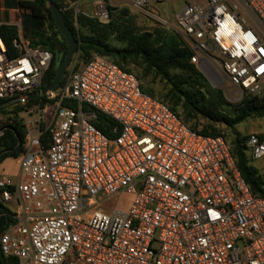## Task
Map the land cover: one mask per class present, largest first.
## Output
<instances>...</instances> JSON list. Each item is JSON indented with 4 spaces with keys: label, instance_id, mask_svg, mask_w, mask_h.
I'll list each match as a JSON object with an SVG mask.
<instances>
[{
    "label": "built area",
    "instance_id": "2783aa9c",
    "mask_svg": "<svg viewBox=\"0 0 264 264\" xmlns=\"http://www.w3.org/2000/svg\"><path fill=\"white\" fill-rule=\"evenodd\" d=\"M170 2L129 0L174 30L229 101L264 95V0L186 1L175 15L161 7ZM110 6L99 0L94 16L108 21ZM13 46L9 57L0 35V101L40 90L54 58L21 35ZM40 97L55 101L53 117L45 129L41 117L27 123L17 173L0 176V201L15 207L0 231L9 264H264V198L225 136L193 129L98 53ZM97 111L117 123L114 136L94 124ZM246 137L248 155L263 158L264 131Z\"/></svg>",
    "mask_w": 264,
    "mask_h": 264
},
{
    "label": "trees",
    "instance_id": "16d2710c",
    "mask_svg": "<svg viewBox=\"0 0 264 264\" xmlns=\"http://www.w3.org/2000/svg\"><path fill=\"white\" fill-rule=\"evenodd\" d=\"M53 1L78 39L77 54L81 63L86 62L93 53L109 57L125 70L137 74L146 93L166 102L184 121L190 123L193 129H199L205 135L224 136L217 127L218 124L233 129L253 117H264V95L246 94L238 102H229L223 91L213 87L202 71L191 62L190 50L181 43L176 34L164 28L138 31L132 18L128 17V10L117 13L116 8L110 6V19L102 21L95 16L76 11L71 3L78 0ZM20 4L29 10L22 18L24 36L30 40L33 47L48 49L54 54L52 64L43 78L44 86L55 77L66 54L67 43L46 0H23ZM0 35L6 43L9 57L17 56L13 40L19 36L18 26L0 24ZM63 82L64 79L61 80L60 86ZM47 102L55 105L54 100H47L45 97L14 104L26 106L40 103L44 107ZM66 104L74 105L67 101ZM12 105L0 107V112L8 111ZM84 108L87 109L86 106ZM201 118L206 120L203 125ZM46 124L43 121L41 128L45 129ZM94 124L109 137L115 135L111 129L117 123L109 116L97 111ZM246 138L236 135L229 142L232 144L238 166L252 191L264 198V175L251 163L247 155ZM26 144L27 131L24 126L19 123L8 125L4 134L0 136V163L9 156L20 157ZM0 214L1 231L8 221H12V212L1 201ZM11 262L13 260L4 257L0 251V264Z\"/></svg>",
    "mask_w": 264,
    "mask_h": 264
},
{
    "label": "rangeland",
    "instance_id": "374dc122",
    "mask_svg": "<svg viewBox=\"0 0 264 264\" xmlns=\"http://www.w3.org/2000/svg\"><path fill=\"white\" fill-rule=\"evenodd\" d=\"M108 1L110 2L111 7L116 8L115 12L117 13L120 11L128 10L129 11L128 17L132 18L133 24L135 25L138 31H153L155 29L164 28L166 31L176 34L172 28L170 27L168 28L166 26L160 25L146 18L141 13H138L137 11L133 10L130 7L129 2L126 3L125 0H108ZM186 1H192V0H171L170 3H162L161 7L162 9H164L166 13L175 15V13H177L180 10V8L183 6V4ZM195 1L199 2L200 0H195ZM95 9H96V6L92 8V11L88 15L94 16ZM178 38L180 39L181 43L185 46L182 39L179 36ZM114 43L119 45L117 41H114ZM80 63L81 62L78 58V54H76L74 59L71 61L70 65L68 66L65 72V75L63 76L62 79L66 80L71 69L75 67L76 65H79ZM208 76H210L211 80L213 79L215 80L214 82H217L216 83L217 86H220V87H216V88H220L223 91L225 98L227 99L228 95H227V92L225 91V87H224L225 84L223 83V81L216 79L213 76V73L210 71H208ZM207 80L210 82L208 78ZM226 89L228 93H231V88L228 87ZM229 102H232V101H229ZM10 104H13V105L8 108V111L3 112V113L0 112V131H3L4 129H6L8 125H12L15 123H19L20 125H23L24 129L27 131V123H29L30 120L41 117L42 122L45 121V123H48L53 117L54 112H55V105H51V103L46 104L45 105L46 107L44 106L45 108H48V112H46L45 114L41 112L42 115H38V109L36 108V103L32 105H26V106H23L21 104H14V103H10ZM19 107H23V108H19ZM200 121L202 125L206 123V120L203 118H201ZM217 127L221 129V132L224 133V136L228 140L231 141L236 135L243 137V136H246L251 131L263 132L264 131V117L263 118L253 117L247 120L245 123H242L233 129H230L227 126L221 125V124H218ZM18 157L19 156L17 157L12 156V157L6 158V164L3 166L2 165L0 166V173H6L9 168L12 169L15 166ZM248 157L250 158L251 163L255 167H257L260 170V172L264 175V157L261 159H257V160L252 159L249 155ZM130 197L131 196L129 194H123L121 199L122 201L126 203L127 201H129ZM3 204L7 206L8 208H10L11 210H15L14 204L10 202H5Z\"/></svg>",
    "mask_w": 264,
    "mask_h": 264
},
{
    "label": "water",
    "instance_id": "95a60500",
    "mask_svg": "<svg viewBox=\"0 0 264 264\" xmlns=\"http://www.w3.org/2000/svg\"><path fill=\"white\" fill-rule=\"evenodd\" d=\"M46 2L49 4V7L51 9V14L53 18L55 19L56 25L59 28L60 32L64 36L66 43H67V51L62 59L57 72L55 74V77L53 80L44 85L40 90L19 95L16 97H13L11 99H7L5 101L0 102V107L8 105L10 103L14 102H22V101H30L36 98H39L40 96H44L47 92L55 90L61 83V80L63 76L65 75V72L70 65L71 61L74 59L75 55L77 54L78 50V39L76 38L74 32L68 27L66 22L64 21L61 10L58 8L56 3L53 0H46ZM198 68L202 71V73L210 80L212 85L214 87H220L217 86V82H214L215 80H211L210 76H208V70L204 69L202 66H198Z\"/></svg>",
    "mask_w": 264,
    "mask_h": 264
},
{
    "label": "crops",
    "instance_id": "0c3cea01",
    "mask_svg": "<svg viewBox=\"0 0 264 264\" xmlns=\"http://www.w3.org/2000/svg\"><path fill=\"white\" fill-rule=\"evenodd\" d=\"M20 1H23V0H0V24H13V25L18 26L19 35H21L25 39L29 40L28 38H26L24 36V31L22 29V18H23V15L25 13H28L29 10L24 8V7H22L21 4H20ZM25 1H29V0H25ZM98 1L99 0H78V1H76L74 3H71V6H74L76 11H81V12H83V13L88 15L92 11V8L96 6V3ZM125 1H126V3L129 2V0H125ZM9 157H11V156H9ZM20 157L17 158L16 164H15V166L12 169L9 168L6 173H0V176L1 175L14 176L17 173L18 168H19ZM5 164H6V159H4L0 163V166L1 165L3 166ZM5 207H7V206H5ZM10 211L12 212L11 209H10ZM0 216H1V214H0ZM7 224H8V222H7Z\"/></svg>",
    "mask_w": 264,
    "mask_h": 264
}]
</instances>
